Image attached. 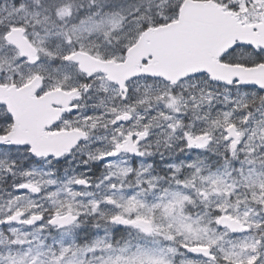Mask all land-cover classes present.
Segmentation results:
<instances>
[{
    "label": "snow or ice",
    "instance_id": "snow-or-ice-1",
    "mask_svg": "<svg viewBox=\"0 0 264 264\" xmlns=\"http://www.w3.org/2000/svg\"><path fill=\"white\" fill-rule=\"evenodd\" d=\"M0 264H264V0H0Z\"/></svg>",
    "mask_w": 264,
    "mask_h": 264
}]
</instances>
